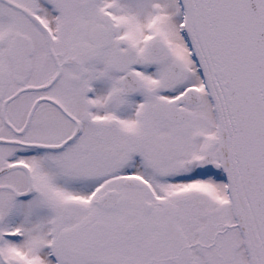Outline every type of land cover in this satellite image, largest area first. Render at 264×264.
Returning <instances> with one entry per match:
<instances>
[{
	"label": "snow or ice",
	"instance_id": "1",
	"mask_svg": "<svg viewBox=\"0 0 264 264\" xmlns=\"http://www.w3.org/2000/svg\"><path fill=\"white\" fill-rule=\"evenodd\" d=\"M0 264H264V0H0Z\"/></svg>",
	"mask_w": 264,
	"mask_h": 264
}]
</instances>
